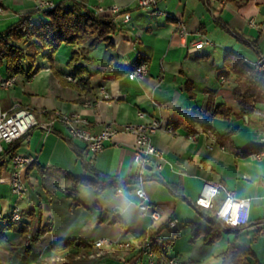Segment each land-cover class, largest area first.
<instances>
[{"label":"crops","instance_id":"crops-1","mask_svg":"<svg viewBox=\"0 0 264 264\" xmlns=\"http://www.w3.org/2000/svg\"><path fill=\"white\" fill-rule=\"evenodd\" d=\"M42 1L57 4L63 0H0L4 9L0 32L23 15L35 14L38 18L36 7ZM80 1L91 10L118 5L131 16L129 21L124 14L118 17L113 46L101 44L87 54L85 66L91 88L75 86L77 80L68 67L72 53L82 46L62 45L53 64L41 58L37 62L40 70L32 78L17 76L13 88L0 90V101L6 110H30L41 124L49 123L54 113L80 114L94 133L110 124L118 133L97 155L88 153L84 141L74 139V143L96 172L129 184L121 188V193L118 187L109 186L98 195L93 186L75 185L65 177L97 180L95 172L85 168L79 152L67 142L70 128L60 119L54 121L52 131L35 128L14 144L4 143L0 156L12 148L15 153L35 158L24 173L31 191L25 203L11 192L10 157L0 158V213L8 214L19 205L24 213L35 214L26 215L23 225L8 231V241L21 246L22 228L26 227L30 238L39 228L44 233L34 242L26 240L14 256L0 249V264H129L140 256V264H150L148 256L136 254L144 232L154 229L156 237L162 238L164 229L169 228L180 237L176 230L180 223L188 237L196 227L209 229L206 216L215 215V211L194 204L206 184L223 185L225 191L217 204L227 191L236 198L249 199L251 222L239 229L224 230L214 249L206 252L203 240L196 241L193 244L202 246L206 257L202 262L192 250L184 264H223L222 254L234 241L250 250L253 264H264V100L256 103L253 114L242 116L234 96L237 75L224 69V57L230 50L242 55L252 68L264 56V0H158L159 7L173 18L155 16L135 0ZM181 23L188 30L185 44L178 37ZM202 40L209 44L193 51V43ZM64 46L67 49L63 52ZM140 62L148 65L144 78L131 80L130 72H121ZM5 77L6 67L0 69V80ZM104 84L113 96L111 102L102 100L99 88ZM220 106L231 113L215 119L212 128L196 123L194 134H190L184 123L187 121H179L197 110ZM139 112L145 116L140 117ZM156 120L161 127L151 138L162 158L150 156L143 182L148 198L162 216L155 223L139 208L135 193L140 172L135 163L136 138L123 128ZM249 148L251 152L246 153ZM172 220L178 221L177 226H169ZM58 240L82 241L90 247L56 252L52 243ZM98 241L105 244L97 247ZM128 243L135 252L121 247ZM173 257L170 252L167 258L155 256L153 264H168V258Z\"/></svg>","mask_w":264,"mask_h":264},{"label":"trees","instance_id":"trees-1","mask_svg":"<svg viewBox=\"0 0 264 264\" xmlns=\"http://www.w3.org/2000/svg\"><path fill=\"white\" fill-rule=\"evenodd\" d=\"M38 18L35 19V14H26L21 16L15 23L7 27L3 32H0V69L6 67L8 77L26 75L32 78L37 74L40 68L37 66L38 60L41 58L47 59L50 63L55 62L56 54L62 45H77L82 46L79 51L72 53L68 62V67L76 78L75 86H81L83 89H90V78L85 66L87 54L96 50L101 44L107 47L113 46L112 36L117 31V24L111 15L98 14L94 9L91 10L80 0H63L54 5L51 9L37 10ZM28 62V65H27ZM142 62L136 64L139 65ZM131 70L121 72L128 74ZM224 69L227 73L237 75V86L234 89V96L241 109L242 116H250L255 111L256 103L259 100H264V76L254 70V67L248 65L245 58L239 53L230 50L224 57ZM62 82H67L60 78ZM231 110L224 106L216 109L209 108L206 111L197 110L193 115L184 116L179 121H187L186 127L190 134H194L196 123L201 124L204 128H212V122L217 118L229 117ZM54 118V115L51 116ZM74 137H67V142L75 148ZM14 144V143H13ZM264 148L261 149L263 152ZM82 157V164L86 169H91L97 176L96 181L86 179L84 177H75L65 175L71 179L75 185L93 186L96 194L100 195L104 189L109 186H116L119 189L129 184V181H123L117 178H111L107 175L96 172L91 166L82 151H78ZM251 152L249 148L246 153ZM15 154L14 149L5 151L0 158L4 156L10 157ZM138 183V178L135 184ZM31 216H34V211H31ZM23 213V219L26 215ZM209 222V229L204 230L196 227L194 230V238H204L206 245H213L222 238L224 226L221 220L216 215L211 217L206 216ZM195 225V224H194ZM196 226V225H195ZM14 226L9 227L0 223V249L9 252L14 256L26 240L34 242L44 233V229H38L37 233L31 238L29 237L28 228H22L24 235L22 245L12 246L8 241L7 232ZM239 229V228H230ZM155 230L151 229L144 232L140 236L142 241L137 255L141 254L142 246L149 247L155 256L162 258L166 257L169 249L172 247L179 234L175 233L171 239H163L156 237ZM81 247H90L89 244L82 241H63L58 240L52 243V249L56 252H63ZM129 249L133 252L136 248L129 245ZM250 250L243 248L236 241L231 242L227 250L222 254L223 264H253L250 261Z\"/></svg>","mask_w":264,"mask_h":264},{"label":"built area","instance_id":"built-area-1","mask_svg":"<svg viewBox=\"0 0 264 264\" xmlns=\"http://www.w3.org/2000/svg\"><path fill=\"white\" fill-rule=\"evenodd\" d=\"M139 7L149 10L155 16H165L173 18V15L168 11H165L159 7L158 0H135ZM54 3L50 1H42L38 3L36 10H47L54 7ZM95 11L98 14L109 13L117 21L120 15L125 16V20L129 21L131 16L128 13H124L123 9L118 5L105 8L103 6H97ZM4 9L0 5V13H3ZM188 36V30L185 24L181 23L179 26L178 37L180 41L185 44ZM209 44V41L202 40L196 41L192 45V50H200L205 45ZM254 70L260 75L264 76V56H261L259 60L254 63ZM148 65L141 63L137 65L129 74L128 77L131 80L142 79L148 74ZM17 82V76L5 77L0 80V90L11 89ZM100 94L102 100L105 102L113 101V96L106 84L101 85ZM46 113V111H45ZM140 117H144L143 112L138 113ZM54 118L47 124H41L37 116L27 109L13 108L6 110L3 108L0 101V152H3V144H13L23 138H25L29 132L35 128H41L47 131H52L54 121L57 119L62 120L70 128L71 136L82 140L87 145L88 153L92 156L102 152L107 143L111 142L118 130L112 127L110 124L105 126L99 133H94L87 128L88 121L80 114L73 116H66L61 113H54ZM161 127L159 121H153L151 124H131L123 128L127 133L133 134L136 138V146L138 149L135 157V163L140 167L138 183L135 188V193L140 199L139 208L143 214L150 216L153 222H159L162 218L161 213L158 211L157 206L150 201L146 191L143 188L144 175L147 167L150 165V156H157L162 158V152L159 151L152 144V135L155 134ZM258 156H261L259 154ZM35 162V158L27 154L15 153L11 158V175L10 183L12 192L18 197V200H30L29 187L24 180V173ZM161 169L162 166L158 165ZM224 187L221 184H206L201 194L195 201V206L200 209L214 210L215 215L223 223L224 229L230 228H242L250 224V208L251 201L249 199L236 198L234 193L225 192V197L221 203L217 204V199L224 194ZM119 193L122 189L118 190ZM23 210L21 206H15L8 214L0 213V223L3 225L12 227L17 225H23ZM177 220L169 222L170 227L177 226ZM105 244V241H98L97 247H101ZM121 247H129L128 244H123ZM143 251L140 255H146L149 258L150 264H153L154 252L147 246H142ZM140 257L134 259L129 264H140ZM168 264H181L175 258H168Z\"/></svg>","mask_w":264,"mask_h":264},{"label":"rangeland","instance_id":"rangeland-1","mask_svg":"<svg viewBox=\"0 0 264 264\" xmlns=\"http://www.w3.org/2000/svg\"><path fill=\"white\" fill-rule=\"evenodd\" d=\"M0 27H1V25H0ZM65 49H67L66 46H64V48H63L62 51L64 52ZM27 65H28V62H27ZM1 70H5V66L1 67ZM11 192H12V188H11ZM12 194H13V192H12ZM13 196L18 200V197L16 195L13 194ZM29 197L31 198V191H30V189H29ZM26 198H25V201L22 202V203L27 202L26 201ZM20 201H23V200H20ZM22 203H21V205H22ZM203 224L205 226L208 225L207 224V221H204ZM176 230H179L180 231V235L181 236L175 239L172 247L169 249V252H170V254L172 256H175L173 258H175L176 260H178L181 264L186 263V261L188 259V256L190 255V251H192V250H195V254L203 262V258L206 255L205 252L208 251V249H210V247L213 248V245H215L217 242H219L221 240V239L218 240L213 245H204V243H205L204 242V238L200 237V238L195 239L194 238V234H191L192 237H188L187 234H185V233H187V229L184 227V224L183 223H180L178 225V228ZM191 233H193V231ZM173 236H174V229H169V228H165L164 229V231L162 233V238L163 239H171V238H173ZM202 240H203V243L202 242H200V243H202L201 245L203 247H205V249H206V250H204L205 251L204 253H202V250H201V247L202 246H199L198 244H196V245L193 244L196 241H202ZM213 249H212V252H213ZM216 260H217V258H216ZM215 264H220V261H216Z\"/></svg>","mask_w":264,"mask_h":264},{"label":"water","instance_id":"water-1","mask_svg":"<svg viewBox=\"0 0 264 264\" xmlns=\"http://www.w3.org/2000/svg\"><path fill=\"white\" fill-rule=\"evenodd\" d=\"M246 120H248V117H245Z\"/></svg>","mask_w":264,"mask_h":264}]
</instances>
